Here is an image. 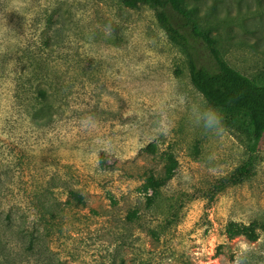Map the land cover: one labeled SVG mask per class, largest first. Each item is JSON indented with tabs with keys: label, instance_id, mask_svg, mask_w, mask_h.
Instances as JSON below:
<instances>
[{
	"label": "rangeland",
	"instance_id": "1",
	"mask_svg": "<svg viewBox=\"0 0 264 264\" xmlns=\"http://www.w3.org/2000/svg\"><path fill=\"white\" fill-rule=\"evenodd\" d=\"M194 1L264 84V0ZM41 89L47 125L27 111ZM205 102L149 4L0 0V262L264 264V135L206 133L190 120ZM153 174L171 178L157 197Z\"/></svg>",
	"mask_w": 264,
	"mask_h": 264
},
{
	"label": "trees",
	"instance_id": "2",
	"mask_svg": "<svg viewBox=\"0 0 264 264\" xmlns=\"http://www.w3.org/2000/svg\"><path fill=\"white\" fill-rule=\"evenodd\" d=\"M121 1L131 8L149 4L156 11L157 18L170 39L188 55L193 85L209 104L220 109L225 126L241 131L248 137L261 138L264 135V84L255 82L228 62L218 46L219 38L213 33V29L202 26L203 13L198 2ZM54 101L48 90L41 89L38 97L32 98L27 109L29 118L40 125L51 123L55 118V112L52 111ZM36 102L40 106H35ZM249 175L250 170L242 167L229 178H224L220 189L233 182H241ZM160 179L154 174L148 178L155 188L154 197L162 194L161 190L171 180L167 177L165 182L160 184ZM73 194L77 201L85 203L83 195L77 192ZM168 222L170 223L171 219L168 218Z\"/></svg>",
	"mask_w": 264,
	"mask_h": 264
},
{
	"label": "clouds",
	"instance_id": "3",
	"mask_svg": "<svg viewBox=\"0 0 264 264\" xmlns=\"http://www.w3.org/2000/svg\"><path fill=\"white\" fill-rule=\"evenodd\" d=\"M106 32H111V26H106ZM190 120L206 133L219 135L223 130V114L219 108L207 102L196 105L190 112ZM250 250L242 249L239 254V264H246Z\"/></svg>",
	"mask_w": 264,
	"mask_h": 264
}]
</instances>
